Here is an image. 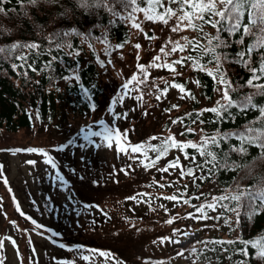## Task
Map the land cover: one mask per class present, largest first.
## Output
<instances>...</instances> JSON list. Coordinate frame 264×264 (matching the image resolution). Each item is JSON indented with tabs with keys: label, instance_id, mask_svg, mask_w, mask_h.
<instances>
[{
	"label": "trees",
	"instance_id": "16d2710c",
	"mask_svg": "<svg viewBox=\"0 0 264 264\" xmlns=\"http://www.w3.org/2000/svg\"><path fill=\"white\" fill-rule=\"evenodd\" d=\"M89 4L91 6L84 9L80 7L79 0H61L59 5L41 0L38 7H33L27 0L23 4L20 0H0V7L6 10L0 13V48L6 49L0 52V130L13 134L23 130L49 135L52 143L43 147L50 150L66 145L53 158L66 178L72 180L71 185L69 182L68 184L76 199L85 206L90 204L97 209L95 216L88 218L79 229L70 233H66L62 226L57 230H45L46 233L42 236H46L44 238L51 240L57 248L60 259L57 264H102L101 259L106 258H111L116 264L117 261L119 264H264V258L258 257L257 248L253 247V244L264 243V213L249 218V210L246 206L242 207L237 223L234 212L220 207V204L231 207L235 201L224 200L215 210L205 208L207 215L216 219H194L189 216H200L196 208L211 202L213 197L233 195L238 187L245 190L252 187L255 191L261 186L258 178L264 177V150L256 145H245L247 152L243 154L229 151L230 147L240 146V141L235 136L221 141L219 148L211 142L207 145L209 150L217 153L218 161L223 162V153H228L229 163L234 162L237 166L231 169L217 168L214 175L207 171L212 167L211 164L205 165L203 171L196 169L197 164H204L205 157L194 149L170 148L155 167L126 172L124 177L117 178L112 183L100 184L99 181L80 176L81 186L89 191L83 193L75 188L78 178H74V147L82 131L76 134L78 121L73 120L96 121L110 107L114 97L105 93L102 75L116 58L115 51L124 49L132 39L127 22L135 20L137 14L142 12H133L137 5L129 3L125 7L121 0H89ZM137 4L146 7L140 4V0H137ZM204 30L210 36L216 34V29L210 25H205ZM65 32L69 35L65 36ZM197 36L198 33L193 31L187 35L189 40ZM221 38L230 42L229 47L217 51L227 54L223 68L234 89L230 95L239 102L246 95L255 93L256 89L242 86L250 73L242 64L234 62L235 53L241 47L235 43L238 34L229 36L227 32H223ZM33 42L40 47L8 51L14 43ZM249 42L246 39L245 44ZM201 43L205 44L207 41L201 38ZM61 44L70 47L58 48L57 45ZM121 44L122 48L117 47ZM190 54L199 55L186 50L183 56ZM19 56L26 57V62L17 59ZM208 61L209 57L204 56L200 62L207 63L208 69H214L215 65ZM14 64L23 67L13 70ZM257 64L258 56L254 53L251 66L257 67ZM32 68L36 71H32ZM192 72L196 81H200L199 97L185 81L183 85L186 90L191 91L195 100L190 98V108L175 119L179 122V127L171 128L170 121L163 124L158 118L145 135L142 134L148 129L141 130V136L132 134V140L127 135L132 145L144 142L152 159H155L156 153L149 146H159L174 129L185 132L182 135L185 141L198 143L204 136L214 135L217 131L233 133L243 131L250 124L254 127L260 124L258 109L254 108L242 112L234 106L228 110L231 115L223 114L222 122L216 113L201 114V110L207 108L203 104L214 99L218 85L206 71L192 67ZM77 76L79 80L75 78ZM255 83H264V79ZM83 88L88 89L87 95ZM253 103L264 106V96L255 95ZM121 115L114 112V119L119 120L116 116H120L121 120ZM187 127L195 129V132H186ZM153 136L158 139H150ZM73 140L75 143H71ZM185 151L189 158H185ZM176 157H179L185 170L196 169V176L205 178H181L180 168H169L166 172L169 175H162L163 172L159 169L166 167ZM249 166L253 170L251 176ZM181 193L184 195L179 202L164 199L165 196H180ZM133 196L135 199H129ZM197 196L200 198L195 199ZM184 199L189 203H183ZM135 203L137 206L133 205ZM242 203L246 205V201ZM169 220L174 222L168 223ZM24 230L29 231V228L24 227ZM215 240L235 243H209L207 246L199 243ZM240 241H252V244L246 246ZM159 242L167 243L168 246L154 248L153 245ZM25 246L24 243V249ZM246 247L247 255L241 251ZM193 248L197 249L196 253L192 252ZM213 248L215 251L210 250ZM2 251L0 248V256L3 257ZM180 252H183L182 256L178 255ZM18 253L20 264H29L30 253L27 246L24 253L19 249Z\"/></svg>",
	"mask_w": 264,
	"mask_h": 264
},
{
	"label": "rangeland",
	"instance_id": "374dc122",
	"mask_svg": "<svg viewBox=\"0 0 264 264\" xmlns=\"http://www.w3.org/2000/svg\"><path fill=\"white\" fill-rule=\"evenodd\" d=\"M134 23H139L143 32L135 28ZM171 23L173 21H170ZM127 24L130 26L132 39L124 49L115 51L116 58L102 75L106 86H104L106 88L105 93L113 96L114 99H117L125 91L121 87L122 84L129 80L133 74H138V64H148L156 55L161 56V60L157 62L161 64L171 63L183 56L184 52L179 51L165 55L160 52V48L167 42L168 38L181 40L183 43L182 37H187L191 31L173 33L161 23H154L145 19L143 11L137 14L135 20L128 21ZM145 33L147 36H155L156 39L147 38ZM137 44L141 45L139 49L135 47ZM175 68V73L167 68H149L150 75L147 77L146 83L136 85L133 82L130 84L129 88L136 90L130 91L117 104L112 105L111 103L104 115L99 116L96 121L74 119V122L78 121L76 134L89 128L92 131H100L102 121L109 127L122 128L119 129L120 132H126L130 140L133 138L132 134L141 136V130L148 129L142 135L149 132L154 121L158 118L163 124L170 121L171 128L179 127V122L173 123V121H176V118H179L190 108L191 100L186 92H181L171 85L183 84L187 81L197 97H199L200 87L194 82L196 79L189 62L186 61L183 66L177 64ZM141 79L144 77L141 76ZM165 88H167V93L162 94ZM141 93H143V100H136L134 97ZM157 95L160 96L159 100L156 98ZM218 100H221L219 92L216 93L211 102L203 104V106L213 107ZM173 105L178 107H173ZM113 108H115V113L122 115L126 113L127 117L124 119L121 115V120L120 118L115 120L114 112L110 111ZM124 109L129 112H125ZM180 132L181 129H174L169 134L183 142L185 137L180 135ZM50 139L49 135H44L41 132L22 130L13 134L0 130V165H2L0 168V198H2L0 200V205H2L0 206V241H3V257L0 256V258L4 260V264H20L17 246L21 253L26 251L27 246L30 253L29 264L59 263L60 259L56 252V246L51 240L44 238L46 236H42L46 233L45 230L51 228L57 230L62 226L66 233H70L79 229L88 218L97 214L94 205L85 206L76 199L68 184L72 180H68L59 168L58 170L64 176L67 184L55 179L57 169L44 162L46 157L39 152L26 151L29 148L43 149L52 157L57 156L56 147L51 150L43 147L48 146V143L51 142ZM90 140L91 143L84 139L82 131L74 147L76 160L74 178H78L74 186L77 190L83 193L89 191L88 188L81 186L80 176L99 181L102 184L104 182L112 183L117 178L124 177L126 172L144 171L145 160L142 153H131L129 148V154L126 155L118 151L115 142L109 148L107 142L101 137H90ZM80 145H84V147L82 148ZM96 145L100 146L97 147ZM145 146L148 148L147 145ZM17 149L20 151H16ZM69 154L71 155V152ZM130 155L133 158H129ZM29 161H35V164H30ZM162 175L169 174L163 172ZM5 179L8 181L7 184L4 183ZM17 202L19 210L17 209ZM133 205L137 206V203ZM21 212L25 215L22 216ZM27 217L32 219L29 220ZM32 220H35L36 224H33ZM12 221L16 223L13 224ZM37 224L43 227H37ZM24 227L29 228V231L24 230ZM13 240L15 244L12 243ZM24 243L26 244L25 249ZM167 246L168 244L164 242L153 245L154 248H166ZM101 261L102 264H116L111 258L101 259Z\"/></svg>",
	"mask_w": 264,
	"mask_h": 264
},
{
	"label": "snow or ice",
	"instance_id": "6c2138e0",
	"mask_svg": "<svg viewBox=\"0 0 264 264\" xmlns=\"http://www.w3.org/2000/svg\"><path fill=\"white\" fill-rule=\"evenodd\" d=\"M48 3H55L57 5L60 4L61 0H47ZM20 3L23 4L24 0H20ZM27 3L32 5L33 7H38L41 3V0H27ZM121 3L124 4L125 7L128 6L129 3L133 5H137L136 8H133V12L139 10L143 11L145 14V19L152 21L154 23H161L162 25L169 28V30L173 33H179L181 31L191 30L193 32L198 33L197 37L189 40L188 37H182L184 43L181 40H173L168 38L167 42L160 48V52L165 55H171L176 52H185L189 50L190 52L199 53L198 56L188 55L181 56L179 59L172 61L171 63H157L161 60L160 55H156L152 58V60L148 64H138V74H133L129 80L125 81L122 84V89L125 91L117 98L112 100V105L117 104L122 101L125 96L129 94L130 91L136 90L135 88L130 89L129 85L135 82L136 85L145 84L147 77L150 75L148 69L149 68H167L172 72H176L175 65L179 64L181 66L184 65L186 61L191 62L192 67L197 70L206 71L207 75L211 77L214 81H216L218 87L216 91H218L221 95V100L216 101V106L206 108L201 110L202 112H212L216 113L218 117H220V121L222 122L224 119L223 114L228 113L231 115L228 110L232 107H238L242 112L246 111L249 108L258 109L260 124L258 127L246 126L243 131H236L233 133H221L219 131L214 135H206L203 137V140L198 143H194L191 141H177L174 135H170L165 137L159 146H149L151 147V151L156 153L155 159H152L148 155V148L145 146L144 142L137 143L132 145L130 141H127V133H121L119 129L107 126L103 121L101 122V130L100 131H92L90 128L82 130L84 133V139L91 143L90 137H101L104 141L107 142V146L111 148L113 146V142L116 143L118 147V151L122 152L126 155L129 154V148L131 149V153H142L144 156V160L148 161V163L144 164L145 168L155 167L158 160L167 155L170 148H177L181 150L186 149H194L196 153L200 156L205 157L204 164H197L196 169L201 171L204 170V166L207 164H211L212 167L208 168L207 171L210 174H215V170L217 168L231 169L237 167L234 162L229 163V154L223 153V162L217 160V153L215 151L209 150L207 145L209 142L217 148L220 147L221 141L227 140L232 136H235L240 141L239 147H230L229 151H234L239 154H243L247 152V148L245 145H256L258 148L264 150V106H258L253 103V98L255 95L264 96V83H255V81H259L264 79V0H140V4L146 5V7H140L137 4V0H121ZM79 4L81 8L87 9L91 5L89 4V0H79ZM173 5L175 7H173ZM14 10V9H13ZM6 10L0 7V13L5 12ZM115 14V13H114ZM131 13L129 14V17ZM170 21L173 23L170 24ZM205 25H210L212 28L216 29V34L214 36H210L205 32ZM133 26L143 32L141 25L139 23H134ZM227 32L229 36H237L238 38L235 40V43L240 45V51L235 53L234 62L237 64H242L245 68L248 69L250 76L246 80L245 84L242 86H248L256 89L255 93L248 94L239 102L235 101L230 93L234 91L232 88L231 81L227 78V73L223 68V63L227 60V54L222 51H217L218 49L227 48L230 46V42L228 40L221 38V33ZM65 36L69 35V33L65 32ZM79 35V33H77ZM149 39H156L155 36H147ZM201 38L207 41V43L202 44ZM249 40L250 42L246 45L245 41ZM170 45V47H169ZM70 47V45H57V47ZM40 46L37 43H28V44H19L14 43L11 45V48L8 51H12L16 48H28V49H37ZM117 47H123V44L118 45ZM137 49L141 47L140 44L135 45ZM6 49L0 48V52H4ZM257 54L258 56V64L257 67L251 66L252 56L253 54ZM204 56L209 57L208 63H213L215 65L214 69H208L207 63H201L200 61ZM17 59L24 60L26 62V57L19 56ZM53 59H56L53 57ZM103 63V62H101ZM111 63V61H109ZM13 70L17 67H23V65H12ZM31 68L32 66L29 65ZM32 71H36L35 68H32ZM179 74V73H178ZM25 75L27 73L25 72ZM141 76L144 79H141ZM79 80V76L75 77ZM196 84H199L200 81H194ZM172 87L178 88L181 92H186V95L195 100V96L191 93V91L186 90L183 84H172ZM85 95L88 94V89H82ZM167 93V88H165L162 94ZM91 97H89L90 99ZM138 101L143 100V93L134 97ZM158 100L160 96L156 97ZM173 107H178L177 105H173ZM95 105H93V109ZM110 111L114 112V108L110 109ZM147 114V113H145ZM124 118L127 117V114H123ZM119 119V116H116ZM173 123H177V121H173ZM195 123V121H193ZM200 123H204V121H200ZM253 124L255 122H252ZM186 132L194 133L195 129L191 127L186 128ZM201 132L203 130L201 129ZM180 135H185V132H181ZM150 139L156 140L158 137H151ZM71 143H75V141H71ZM99 147L100 145H96ZM65 146H61L58 151H63ZM80 147H84V145H80ZM16 151H20L17 149ZM28 152H39L41 153L45 159V163L51 165L52 168L57 169V173L55 179L62 182L63 184H67L64 176L60 174L58 170V164L55 159L49 155L47 151L43 149H35L29 148L26 149ZM185 158H189L188 153L184 152ZM129 158H133L130 157ZM194 160V157H192ZM30 164H35V161H29ZM2 168V165H0ZM169 168H180L181 169V178L186 176H192L194 179H204L205 177H197L196 169L188 168L184 169L180 164L179 157H176L174 160L170 161L168 165L162 169H159L162 172H167ZM252 167L249 166V176L252 175ZM261 181V186L257 188V190L253 191L252 187H249L247 190L238 187V191L233 195H222L219 197H213L212 201L201 205L196 208V211L200 213V216H194L193 214H189L190 218L194 219H216V217H210L205 212V208L215 210L217 205L224 200L235 201V204L231 207L228 205L220 204V207L224 208L227 211L234 212L237 216V223L239 222L240 209L242 207H247L249 218L255 214L264 213V177L258 178ZM4 183L7 184L8 181L5 179ZM164 187V185H160ZM187 188V185L184 186ZM9 191L11 189L9 188ZM184 194L181 193L180 196L177 195H169L165 196L164 199L170 201L179 202L181 197ZM197 196L195 199H199ZM13 199L15 197L13 196ZM129 199H135V197H129ZM2 200V198H0ZM242 201H246L242 203ZM183 203L187 204L189 201L187 199L183 200ZM2 206V205H0ZM17 209L19 210V204L17 202ZM22 216L25 215L23 212L20 213ZM6 215V214H5ZM27 219L31 220V217H27ZM173 220H169L168 223H173ZM15 224V221H12ZM33 224H36L35 220H32ZM37 227H43L42 225L37 224ZM179 231V230H177ZM187 234V233H185ZM11 239V238H9ZM177 243L179 241H176ZM242 244L246 246L252 244V241H240ZM15 244V241H12ZM199 243H203L207 246V244H217V245H225L232 244L235 241H224V240H215V241H202ZM253 247L257 248L256 255L258 257L264 258V243L261 244H253ZM0 248H3V241H0ZM211 251H215V249H210ZM226 250V249H222ZM18 251V246H17ZM33 251H35L33 249ZM241 251L247 255V247L241 249ZM193 253L197 252V249H192ZM102 255H111L110 253H101ZM178 255H183V252L178 253ZM0 264H4V260L0 258ZM117 264L119 262L117 261ZM244 264V262H241Z\"/></svg>",
	"mask_w": 264,
	"mask_h": 264
}]
</instances>
